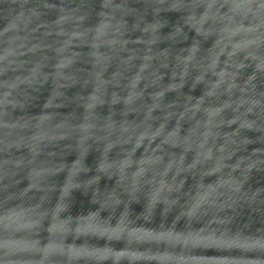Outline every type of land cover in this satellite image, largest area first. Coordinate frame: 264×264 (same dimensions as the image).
Listing matches in <instances>:
<instances>
[{
    "label": "water",
    "instance_id": "water-1",
    "mask_svg": "<svg viewBox=\"0 0 264 264\" xmlns=\"http://www.w3.org/2000/svg\"><path fill=\"white\" fill-rule=\"evenodd\" d=\"M0 264H264V0H0Z\"/></svg>",
    "mask_w": 264,
    "mask_h": 264
}]
</instances>
